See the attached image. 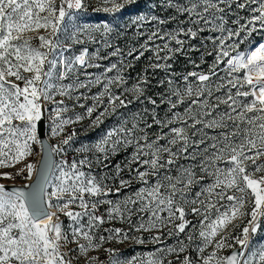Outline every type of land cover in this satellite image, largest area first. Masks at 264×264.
Returning a JSON list of instances; mask_svg holds the SVG:
<instances>
[{
  "label": "snow or ice",
  "instance_id": "snow-or-ice-1",
  "mask_svg": "<svg viewBox=\"0 0 264 264\" xmlns=\"http://www.w3.org/2000/svg\"><path fill=\"white\" fill-rule=\"evenodd\" d=\"M138 3L0 0V179L29 182L10 190L0 183V264H264V240L256 239L264 228V42L240 50L264 29V0H163L186 19L167 29L177 15H136L130 24L144 39L126 51L113 43L124 35L119 25L79 23L89 7L115 16ZM233 5L251 13L233 20L236 28L228 27ZM204 32L217 34L204 38L212 49L188 62L200 69L214 56L207 70L173 71L169 61L200 51L189 41ZM85 44L101 47L73 51ZM146 52L148 64L129 85L126 73ZM158 71L165 76L157 86L166 89L159 102L147 95ZM112 117L95 141L77 144L72 126L88 135ZM45 129L58 138L54 146L46 148ZM129 148L123 166H112ZM114 222L125 227H103ZM172 237L174 244L132 256L104 247ZM101 249L104 259L89 255ZM225 249L232 251L222 255Z\"/></svg>",
  "mask_w": 264,
  "mask_h": 264
},
{
  "label": "rangeland",
  "instance_id": "rangeland-1",
  "mask_svg": "<svg viewBox=\"0 0 264 264\" xmlns=\"http://www.w3.org/2000/svg\"><path fill=\"white\" fill-rule=\"evenodd\" d=\"M157 1L159 3L163 2V0H157ZM90 2L94 5L96 3V0H90ZM240 2H243V0H240ZM233 8L235 10V13H237V14L229 16V18H228V27L236 28L237 25L233 24L232 21L238 19L239 17H248V16L251 15V13L247 9H235V5H233ZM162 10H165V9L162 8ZM170 10H172V9H170ZM138 14H148V15L155 14V15H157L156 12H155L154 3L152 1H150V0H139L138 4L130 6V7H126L123 11H121L118 14H116L115 16L107 15V14H105L103 12H93L91 7H89V9L87 10L86 13L82 12V13L79 14V23L80 24L88 23V24L95 25V24H103V23L107 22V23L112 24V25H119L120 30L124 33V35L121 36L119 39H113V43H114V45H118L121 48L125 49V51H126L128 48L132 47L133 45L138 46V44L140 42H142L143 39H144V37H140V36L137 35L135 26H132L130 24L131 19L134 18ZM171 15H177V20H173V21L170 22L169 25L167 24L166 26H164L167 29H172V28L177 27V24H178V22L180 20H185L186 19L185 16H179L176 13H172ZM164 18H167V17H164ZM240 23H245V20L241 19ZM126 25L128 27H125ZM186 26L187 25H185V27ZM149 27H150V25H149ZM141 31H144V29H141ZM39 34L47 35V33H45L44 30H40ZM27 35L35 36L37 34L36 33H28ZM209 35H217V34L216 33H209V32L201 33L197 38H195L193 40H190L189 44L194 45L195 47H197V44L202 39L208 37ZM243 35H244V33H241V36H243ZM254 35H258L259 37L257 39H253V37H251L250 39L248 38L249 41H251L252 43L254 41H256V40H259V39L264 40V29H260L257 32H254ZM185 39H187V38H185ZM235 39L238 40V38H235ZM248 42L246 43L245 47L241 48L240 50H247ZM32 43L33 44H38L39 41L37 39H34L32 41ZM80 47H88L89 51L91 52V51H95L96 48L101 47V45H99V44H85V45H82V46L81 45H76V46H74L73 51L78 53ZM210 48H212V44L210 45ZM111 51H112V49H107V50H103L102 49L101 55H107V53L111 52ZM150 55H151L150 52H146L145 56L141 57V61L144 62V65L148 64V57ZM188 55H189V53H188ZM196 56L200 57L201 56V52L197 51L196 52ZM127 59L128 60H132L131 57H128ZM117 60H118L117 57H112L111 58V62H116ZM109 62L110 61L105 60V61H101L100 63L102 65H107ZM133 63H134V61H133ZM102 70H103L102 68L101 69H97V68L87 69V71L91 72V73H98V72H100ZM126 75H128L130 77V79H129V85H130L131 83L134 82V80H135V78L137 76L135 68L133 67L131 70H129V72L126 73ZM80 78L84 79V76L81 75ZM98 90H99L98 88L94 87V88H92L91 93H88V94L91 95L92 93H95ZM80 91L83 92V91H86V90L85 89H81ZM233 91H235V89H233ZM220 94H222V93H217V95H220ZM57 99H60V97H57ZM68 103L71 104L72 102L68 101ZM87 103L90 104L91 101H88ZM141 107L142 106L139 103H137V104L132 105L131 108L128 111L138 110ZM143 107H146V106L143 105ZM222 108H223V106H222ZM164 109L165 110L163 112H161V117H163L165 112L167 111L166 108H164ZM75 111L76 112H82L83 110L80 109L79 107H77L75 109ZM69 115H71V113H69ZM115 121H116V117H112L111 119L107 120L105 122V124L101 126L100 129H97L95 132H90L88 135H84L83 134V132H82V130H81L79 125L72 126V127L76 128L78 133H80L79 140L77 141V144H79L82 141L83 142L95 141L99 137V135L104 131V129L107 128V127H110ZM149 122H150V120H149ZM46 123H47V121H45V124ZM83 123L87 124L88 121L85 120ZM69 130H71V129H69ZM155 130L156 129L154 128V129H152L150 131H155ZM45 131H46V135H47L49 141L51 142L52 146H54L57 143L58 138L49 137L46 129H45ZM34 147H36L37 150L39 151V146L38 145H36ZM131 151H132L131 148H129L127 151H121L118 155H116L112 159V166H114L117 163H120L123 166V164L126 162L127 156L131 153ZM40 155H41V153L37 154V155H33L32 157H30V160L35 162V161L39 160ZM68 158L69 159L72 158V153H69V157ZM59 159H60V156L55 154V162H58ZM182 163H186V162L182 161ZM19 167H21V165H19V164L16 165V168H19ZM16 168H6V169H3V171L14 172L16 170ZM124 175H125V178H127V172H125ZM0 183H3L5 185H7V184L24 185V184H27L28 181H26L21 176V177H17L15 180L0 179ZM136 187H139V185L134 184L132 190H135ZM110 198L115 199V197H110ZM106 207L107 206L102 207L100 209V211L104 212ZM61 219L64 221L65 226H67V224L69 223L67 218L61 216ZM111 226L125 227V225H121L119 222H114V225H109V224L103 225V227H105V228L106 227H111ZM187 231H188V229H186V232ZM146 235H148V234H146ZM169 239H171V240H169ZM176 239H177L176 237H174V238H166V239H164L163 244L146 243L144 245H135V244H132V243L128 242V243H124V244H115V243L105 244L104 247L105 248H107V247L119 248L121 253H122V255H124V256H132V255H135L137 253L149 252V251L154 250L155 248L163 247L165 245L174 244ZM179 239H182V238L179 237ZM256 239L257 240H264V228H262L261 232L259 233V235L257 236ZM254 246H259V245H254ZM69 247L75 248V245L74 244H70ZM236 247L238 248L239 246H236ZM211 250L212 249L209 248L207 250V252H210ZM231 250L232 249H225V250H223L221 252V254L222 255H227ZM207 252L205 254H207ZM97 254L100 256L101 259L105 258V254L103 252V249H101L99 253H95V252H90L89 253V255H97ZM72 255H75V253H72ZM191 256L192 257H196V253L191 255ZM74 264H84V261H83V259H81L78 262L74 261Z\"/></svg>",
  "mask_w": 264,
  "mask_h": 264
},
{
  "label": "trees",
  "instance_id": "trees-1",
  "mask_svg": "<svg viewBox=\"0 0 264 264\" xmlns=\"http://www.w3.org/2000/svg\"><path fill=\"white\" fill-rule=\"evenodd\" d=\"M150 1H152V2L154 3L155 12H156V14H157L158 16H160L161 18H162V17H163V18H164V17H169V16H171L172 13H175L174 10L165 9V8H163L162 6H160V5L163 4V2H162V3H159L157 0H150ZM162 8L165 9V10H162ZM169 10H170V11H169ZM168 11H169V12H168ZM166 12H167V13H166ZM169 24H170V23H168V25H169ZM251 37H253V39H257L259 36H258V35H254V33H253V34H252L250 37H248V38L250 39ZM249 39H248L247 41H245L244 43H241V44H240V49L243 48V47H245V45H246V43L249 41ZM210 45H211V42H210V41H208V40H206V39H202V40L197 44V47H196V48L200 49V52H203V51H205V46H206L207 50L210 51V50L212 49V48H210ZM194 52H195V53H194ZM196 52H197V51H190V52H189V55H187V56L177 55V57H176L175 60H173V61H169V63H172V65H173V71H175V72L178 73V74H179V73H186V72H188V71H194V70H195V71H201V70L206 71L207 68H208V65L212 63V61H213V59H214V56H206V57H205L206 63L201 64L200 69H196V68L193 67L192 64H190V63L188 62L189 57H190L192 60L196 61L197 63H200V57H197V56H196ZM194 54H195V55H194ZM145 66H146V65H144V62H142L141 59L138 60V61H134V68H135V71H136V75H137V73H141L142 70L145 68ZM221 67H223V65H221ZM149 71H151V70H149ZM164 76H165V74H164L163 72H159V71H158V72L156 73L155 77L152 79V85H151V87H150V89H149V91H148V93H147V95H151V96H153L154 98H156L158 102H159V96L156 95V94L161 93V92H164L166 89H165L164 86H159V87H158L156 82H157V80L163 78ZM144 106H146V107H148V108H151V107H152L150 104H147V103H145ZM164 108H166V106H161L160 108L157 109V112H158V114H159L160 116H161V112H163V111L165 110ZM181 110H182V109H181ZM149 118H150V117H149ZM149 120H151V118H150ZM188 218H189V219H193L191 216H189ZM184 236H185V234H183V233L180 234V237H181L182 239H184ZM172 238H174V237H172ZM169 240H171V239H169ZM187 254L193 255V254H195V252H193V251H191V249H189V253H187Z\"/></svg>",
  "mask_w": 264,
  "mask_h": 264
},
{
  "label": "water",
  "instance_id": "water-1",
  "mask_svg": "<svg viewBox=\"0 0 264 264\" xmlns=\"http://www.w3.org/2000/svg\"><path fill=\"white\" fill-rule=\"evenodd\" d=\"M44 143H45V145H46V148L47 147H51L52 146V144H51V142L49 141V139H48V137H47V135H46V131H45V139H44ZM41 155H47V152L45 151L44 153H41ZM41 155H40V158H41ZM40 158H39V160H40ZM52 161L55 163V154L53 153L52 154ZM29 183V182H28ZM13 185H15V186H23V185H20V184H7L6 186H8V188H9V190L11 189V187L13 186ZM232 251V250H231ZM230 251V252H231ZM230 252L228 253V254H230Z\"/></svg>",
  "mask_w": 264,
  "mask_h": 264
},
{
  "label": "bare ground",
  "instance_id": "bare-ground-1",
  "mask_svg": "<svg viewBox=\"0 0 264 264\" xmlns=\"http://www.w3.org/2000/svg\"><path fill=\"white\" fill-rule=\"evenodd\" d=\"M261 42H264V40H262V39L256 40V41H254V42L252 43V45L255 46L256 44H259V43H261ZM247 49H248V48H247ZM53 210H54V209H53Z\"/></svg>",
  "mask_w": 264,
  "mask_h": 264
}]
</instances>
